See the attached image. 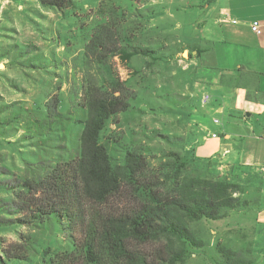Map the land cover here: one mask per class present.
Returning <instances> with one entry per match:
<instances>
[{
	"label": "rangeland",
	"instance_id": "374dc122",
	"mask_svg": "<svg viewBox=\"0 0 264 264\" xmlns=\"http://www.w3.org/2000/svg\"><path fill=\"white\" fill-rule=\"evenodd\" d=\"M0 2V183H18L0 189V222L24 215L18 202L34 198L22 186L25 181L42 180L78 156L86 90L109 91L116 82L132 96V107L107 122L102 142L125 173L128 152L140 154L145 167L127 174L117 194L90 210L103 216L131 212L153 198L174 195L190 177L230 181L244 203L222 219L187 220L203 246H189L184 260L174 264H216L221 247L251 264H264V225L256 219L264 207V169L198 157L194 151L205 134L201 77L209 55L196 57V67L184 49L209 45L201 27L206 0H73L62 10L39 0ZM97 35L119 47L160 53L128 58L117 53L100 60L87 51ZM54 105L63 116L46 135L40 125ZM68 224L66 219L61 225L52 220L0 224V264H98L87 254L84 235L72 233ZM178 243L169 234L130 246L141 260L161 264ZM106 257V264L120 261Z\"/></svg>",
	"mask_w": 264,
	"mask_h": 264
},
{
	"label": "trees",
	"instance_id": "16d2710c",
	"mask_svg": "<svg viewBox=\"0 0 264 264\" xmlns=\"http://www.w3.org/2000/svg\"><path fill=\"white\" fill-rule=\"evenodd\" d=\"M39 2L44 7L62 10L71 6L73 0ZM87 51L97 54L100 60L117 53L124 58L160 53L151 48L119 47L105 42L100 35L91 39ZM131 100L132 96L116 82L109 91L98 86L89 87L82 103L86 117L81 121L78 156L58 164L42 180L25 181L22 186L34 192V198L18 202L19 212H24L22 217L15 220L7 218L0 224H38L52 220L61 225L66 219L72 233L78 231L84 235L87 254L98 264H106L105 255L119 258L118 264H154L141 260L130 245L134 240L145 242L160 235H173L179 242L177 246L170 247L161 264L183 261L189 246H203V241L186 221L222 219L227 217L228 209L240 207L244 202L234 195L236 190L230 181L190 177L177 186L174 195L166 196L163 201L153 198L150 203L146 202L131 212L103 216L93 208L90 210L91 206L102 205L110 196L117 194L127 174H134L145 167L140 154L128 152L125 173L120 166L114 165L108 147L101 139L107 122L118 113L131 109ZM56 109V105L50 107L40 125L46 135L63 116L56 113ZM52 116L56 120H51ZM17 185L4 182L0 183V189H13ZM39 191L43 197L38 199L36 194ZM99 252L104 257L98 255ZM220 253L221 258L216 264H251L226 247H221Z\"/></svg>",
	"mask_w": 264,
	"mask_h": 264
},
{
	"label": "crops",
	"instance_id": "0c3cea01",
	"mask_svg": "<svg viewBox=\"0 0 264 264\" xmlns=\"http://www.w3.org/2000/svg\"><path fill=\"white\" fill-rule=\"evenodd\" d=\"M206 1L201 27L209 45L184 49L196 67V57L209 55L201 85L210 99L201 117L205 134L195 154L264 169V0ZM254 21L260 23V33L253 31ZM256 219L264 225V207Z\"/></svg>",
	"mask_w": 264,
	"mask_h": 264
},
{
	"label": "built area",
	"instance_id": "2783aa9c",
	"mask_svg": "<svg viewBox=\"0 0 264 264\" xmlns=\"http://www.w3.org/2000/svg\"><path fill=\"white\" fill-rule=\"evenodd\" d=\"M252 29L256 33H260L261 32L260 23L258 21H254L253 24H252ZM209 99H210V95L209 94H204L203 95V102L204 103H206ZM216 122H218L217 119H216ZM213 135L216 136L217 134L214 133Z\"/></svg>",
	"mask_w": 264,
	"mask_h": 264
}]
</instances>
